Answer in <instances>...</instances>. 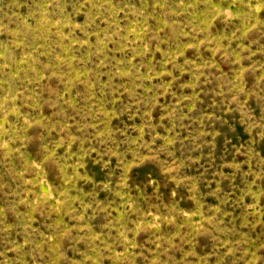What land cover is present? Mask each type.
<instances>
[{
  "label": "rangeland",
  "instance_id": "rangeland-1",
  "mask_svg": "<svg viewBox=\"0 0 264 264\" xmlns=\"http://www.w3.org/2000/svg\"><path fill=\"white\" fill-rule=\"evenodd\" d=\"M0 264H264V0H0Z\"/></svg>",
  "mask_w": 264,
  "mask_h": 264
}]
</instances>
